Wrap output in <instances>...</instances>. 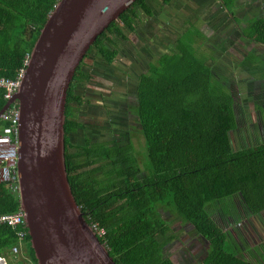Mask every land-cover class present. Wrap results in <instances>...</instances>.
I'll return each instance as SVG.
<instances>
[{
  "label": "trees",
  "instance_id": "trees-1",
  "mask_svg": "<svg viewBox=\"0 0 264 264\" xmlns=\"http://www.w3.org/2000/svg\"><path fill=\"white\" fill-rule=\"evenodd\" d=\"M172 1L161 2L167 5ZM56 3L57 0H0V78L13 79L24 68L25 57ZM138 9L152 17L145 0L132 4L97 37L67 91L64 163L75 203L89 226L104 231L98 240L115 264H174L164 256L165 247L175 237L168 235L162 209L172 211L207 244L204 258L192 264H264L261 254V261L256 263L240 255L229 234L213 220L216 208H220L226 225L239 220L236 198L243 213L259 218L264 213V141L233 150L231 135L237 129L235 85L229 78L217 81L213 72L216 65L208 60L206 64L194 55L192 46L197 37L183 34L173 50L161 54L137 78L136 105L132 107L135 112L128 109L134 113V127L142 137L143 165L138 162L129 136L108 142L84 134L82 144L71 139L88 128L76 118L82 103L77 87L91 80L85 71V60L91 55V60H102L101 67L106 69L120 50L114 41L137 43L142 38L136 35L137 23H142ZM242 35L247 43L235 45V56L245 60L246 48L252 54H263L264 16L251 20ZM237 68L240 75H247V81L258 85L249 74L257 68H247L245 64ZM224 85L230 90H223ZM257 90L260 93L255 94L251 104L263 107V121L264 91ZM4 105L0 89V110ZM7 125L0 122V127ZM17 200L7 184L0 181V216L17 212ZM17 230L0 226V256H8L10 264L14 263L10 250L18 246ZM21 230L25 233L24 260L15 264H36L28 232Z\"/></svg>",
  "mask_w": 264,
  "mask_h": 264
},
{
  "label": "water",
  "instance_id": "water-1",
  "mask_svg": "<svg viewBox=\"0 0 264 264\" xmlns=\"http://www.w3.org/2000/svg\"><path fill=\"white\" fill-rule=\"evenodd\" d=\"M135 2L59 0L39 32L11 101L18 106V202L36 264H115L72 196L63 127L77 67L97 37Z\"/></svg>",
  "mask_w": 264,
  "mask_h": 264
},
{
  "label": "rangeland",
  "instance_id": "rangeland-1",
  "mask_svg": "<svg viewBox=\"0 0 264 264\" xmlns=\"http://www.w3.org/2000/svg\"><path fill=\"white\" fill-rule=\"evenodd\" d=\"M145 1L152 12V17L148 18V16H144L139 9L137 10L142 20V23H137L139 32L136 35H141L142 37H138L137 43L123 40L114 41L115 46L120 48V52H118L117 58L114 59L111 67L105 64L106 69L101 67V65H104L102 60H91V55L85 60V71L91 77V80L85 83L83 87H77L82 107L78 109L76 116L78 123L96 127V129H91L89 127L87 128L88 130L86 129V133L89 136L95 135L99 137L100 140H105L104 138L107 137H118L120 133L121 139L126 137L125 135H127V137L129 136L128 138L131 139L133 147L138 153V162L140 165H143L144 162L142 151L143 141L138 127H136V129L134 127V113L132 120L128 123H123L120 127L118 124L114 125L110 124V122L108 125L101 122L103 112L97 109L96 106L99 105L101 98L107 96H109V99L117 102H124L125 100L126 104V99L124 98L127 97V94L124 89L130 88L131 91L134 92L137 78L148 69L149 64L155 63L161 54L169 53L170 50L174 49L173 43L168 46L166 45L170 41H168L167 37L163 34L166 33V21L168 20V14L164 13V8L166 6H162L161 0ZM206 1L207 2L203 6L201 5V9L198 13L203 27L199 26L195 28L196 34L201 38L195 42L192 48L197 58L201 60L204 59L206 64L208 60L209 64L213 63L216 65L213 72L219 78L217 81L229 78V81L235 85L233 89L235 91L234 114L237 122V129H235L231 135V144L233 150L236 151L240 145L241 147H249L264 141V126H262L264 120L262 121V115L260 113L263 107L260 105H253V107L251 104L253 103L252 100L255 94L257 93L258 96L260 93L257 89H263L264 91V52L263 54H252L251 49L246 48L244 50L245 60H241L237 54L235 56L233 51H235L234 49L236 46L232 41L225 44V38L223 37V43L220 42L219 32L222 30L221 26H223L226 18L230 21L229 16L226 14L227 16L220 19L221 21H219V23L216 22L218 19L213 21L216 16L220 15V10L216 13L214 9V6L218 7V3L216 0ZM221 2L230 15L233 14L235 16L240 13L238 9L236 10V6L234 5L236 2V5L239 6V0H221ZM246 18L247 15L244 16L243 22L241 19H237L238 25L245 24ZM191 20L190 18V22ZM194 23L191 25L193 28L195 24H200L198 22ZM232 26H234V24H232ZM243 29L245 28H240L239 31ZM202 32L205 33L202 35ZM196 34L192 35L196 37ZM234 39L236 40L235 42H238V35H236V37L234 36ZM235 60L237 61L234 62ZM244 64L247 65V68L255 67L258 69L256 72H249L253 79L259 82L258 85L250 83L251 81H247L248 77L246 74H239L237 67L242 68ZM238 80H241L242 83H239ZM223 83H225V81ZM222 89L228 91L230 87L224 85ZM132 101L127 102V108L124 107V104L116 106V103L109 106L107 108L108 112L104 110L108 120L113 119V122H115L116 118L122 115L128 108L131 112H135L132 108ZM104 128L106 129L103 130ZM113 128L115 129L113 130ZM78 132L79 133L72 135L71 139L73 143L82 144L84 134L86 133L84 131ZM121 139L118 138L119 141ZM126 139L127 138L124 140ZM234 203L238 206L237 209L240 215L239 220H231L229 223L230 225H226L224 222L225 219L221 217L222 214H219L220 208L214 210L213 220L223 232L229 234L230 239L235 242L237 250L240 251V255L253 263L261 261L258 254L264 257V213L260 215V218L249 216L246 212H242L238 198L234 200ZM211 210L213 211V209ZM161 215L169 226L168 235L175 237L172 244L165 247L164 256L170 258L174 264H192L200 262L204 258L207 249V244L204 240L195 235L188 226L182 224L180 219L169 209H162ZM22 250L23 247H19L18 254H16L12 260L14 263L24 260L22 259L24 252ZM23 264H29V262L24 261Z\"/></svg>",
  "mask_w": 264,
  "mask_h": 264
},
{
  "label": "crops",
  "instance_id": "crops-1",
  "mask_svg": "<svg viewBox=\"0 0 264 264\" xmlns=\"http://www.w3.org/2000/svg\"><path fill=\"white\" fill-rule=\"evenodd\" d=\"M240 4L239 6L236 5V10L240 13L237 15L229 14L225 10L224 4L221 2V0H216L218 3L217 6H214L215 12L217 13L219 11V16H216L213 21L218 19L216 22L219 23L221 21L220 19L229 16L226 18V21H224L223 26H221L222 30L219 32L221 43H223L222 38H225V44L229 41H232L235 45H243V43H247V39L244 38L242 35V30L239 31L240 28H245L248 26V24L251 22V20H254L256 18H260L264 16V0H239ZM178 2V3H177ZM207 1L206 0H174L171 3H169L164 8V13L168 14V20L166 21V33H163L168 41H170L167 46L171 43L173 45L176 44V41L183 35V34H196V27L202 26L203 23L199 19V11L201 9V5L203 6ZM214 2V1H213ZM212 2V3H213ZM214 5V3H213ZM244 7V8H243ZM227 14V15H226ZM247 15L246 23L242 25H238L237 19H241L243 22L244 16ZM190 18L192 19L190 22ZM196 22L200 23L199 25L195 24ZM195 24V27L193 28L191 25ZM234 24V26H232ZM209 26V25H208ZM241 26V27H239ZM234 27V28H232ZM206 28V27H205ZM232 28V29H231ZM205 32H202V35ZM197 35V34H196ZM238 35V42H235L234 36L236 37ZM195 39L196 42L201 37L196 36ZM230 45V44H229ZM240 47V46H239ZM170 50V49H169ZM15 264V263H13Z\"/></svg>",
  "mask_w": 264,
  "mask_h": 264
},
{
  "label": "built area",
  "instance_id": "built-area-1",
  "mask_svg": "<svg viewBox=\"0 0 264 264\" xmlns=\"http://www.w3.org/2000/svg\"><path fill=\"white\" fill-rule=\"evenodd\" d=\"M27 62V61H26ZM26 62L24 64H26ZM24 69H20L18 75L14 79L0 78V89L4 90L3 98L8 101L19 87ZM0 120L8 122L9 125L2 129L0 133V181L7 184L11 194L19 195L17 161H18V113L15 107H11L3 112ZM24 213L21 209L11 215L0 216V226H6L16 231L17 243L21 245L25 240V233L21 229H25ZM98 238L104 236V231L96 227H91ZM18 252V247L11 249L14 256ZM0 264H10L4 257H0Z\"/></svg>",
  "mask_w": 264,
  "mask_h": 264
},
{
  "label": "flooded vegetation",
  "instance_id": "flooded-vegetation-1",
  "mask_svg": "<svg viewBox=\"0 0 264 264\" xmlns=\"http://www.w3.org/2000/svg\"><path fill=\"white\" fill-rule=\"evenodd\" d=\"M108 37L109 38H111L110 37V35H108ZM105 44H106V46H108V43L107 42H105ZM94 49H91V53H93L94 51H93ZM113 50V48H111L110 47V51H112ZM119 52H120V50H119ZM88 54V53H87ZM117 55H118V53H117ZM117 55H116V57L115 58H117ZM114 58V59H115ZM114 61V60H113ZM112 64H113V62L110 64V67L112 66ZM124 91L126 92V94H127V97H125L124 99H126V104H127V102H130V101H132L131 102V104L134 106V105H136V98H135V92H133V91H131V89L130 88H127V89H124ZM116 103V106L117 105H119V106H121L122 104H124V107L125 108H127V105L125 104V100H124V102L123 101H115V100H111V99H109V96H107V97H104V98H101L100 99V102H99V105H97L96 106V108L97 109H100V110H102V112H103V118L101 119V122L102 123H105V124H108L109 125V122H110V124H118L119 125V127H120V125H122L123 123H128L129 121H131L132 120V118H133V115L131 114V112H129V109H126L125 110V112H123L122 113V115H120L119 117H117L116 118V120H115V122H113V119H109L108 120V117H107V115H106V113H105V111L106 112H108V107L109 106H112L113 104H115ZM82 106L81 105H79V107H78V109L79 108H81ZM105 110V111H104ZM124 111V110H123ZM78 112V111H77ZM77 112H76V114H77ZM105 114V115H104ZM129 114V115H128ZM132 117H131V116ZM103 125V124H102ZM89 128H91V129H96V127H92L91 125L90 126H88ZM117 127V126H116ZM115 127V128H116ZM115 128H113V130L115 129ZM106 128H104L103 130H105ZM88 130V129H87ZM87 130H85L84 132L86 133L87 132ZM87 134V133H86ZM125 136H127V135H125ZM118 138H120L121 139V133L119 134V136L117 137V136H114V137H107V138H104L105 139V141H117L118 140Z\"/></svg>",
  "mask_w": 264,
  "mask_h": 264
},
{
  "label": "clouds",
  "instance_id": "clouds-1",
  "mask_svg": "<svg viewBox=\"0 0 264 264\" xmlns=\"http://www.w3.org/2000/svg\"><path fill=\"white\" fill-rule=\"evenodd\" d=\"M58 1H59V0H57V3H58ZM136 1H137V0H136ZM161 1H162V0H161ZM173 1H174V0H173ZM57 3H56V4H57ZM161 3H162V2H161ZM167 5H168V4H167ZM167 5H162V6L165 7V6H167ZM55 6H56V5H55ZM55 6H54V7H55ZM53 9H54V8H53ZM52 11H53V10H52ZM52 11L50 12V14L52 13ZM50 14H49V15H50ZM49 15H48V16H49ZM47 18H48V17H47ZM46 20H47V19H46ZM90 48H91V47H90ZM88 51H89V50H88ZM86 54H87V53H86ZM28 60H29V56L25 57V61H24V63H25L26 61H27V62H26V64H24V68H23V69H24V72H23V75H24V73H25V69H26V67H27ZM82 61H83V60H82ZM81 63H82V62H81ZM81 63H80V64H81ZM84 63H85V62H84ZM18 73H19V72H18ZM17 75H18V74H17ZM23 75H22V77H23ZM15 77H16V76H15ZM15 77H14V78H15ZM14 78H13V79H14ZM5 79H6V78H5ZM21 79H22V78H21ZM72 79H73V78H72ZM20 82H21V80H20ZM20 82H19V83H20ZM84 84H85V83H84ZM84 84H83V85H84ZM83 85H82V86H79V87L81 88V87H83ZM19 86H20V84H19ZM18 89H19V87H18ZM18 89H17L16 92L12 95V98H11L10 100L6 101V100L3 98L4 101H5V104L8 103V102H11V101H12V99H13V97L15 96V94L17 93ZM68 89H69V88H68ZM2 90H3V89H2ZM3 94H4V90H3ZM11 107H15L16 110H17V113H18V106H17V102H16V101H15V102H11L10 105H9V106H8L3 112L7 111V110L10 109ZM3 112H2V113H3ZM2 113H1V114H2ZM1 114H0V116H1ZM0 122L5 123V122H3V121H1V120H0ZM8 125H9V123H8ZM8 125H7V126H8ZM7 126H6V127H7ZM3 128H5V127H0V133H1V131H2ZM18 128H19V121H18ZM18 128H17V131H18V144H19V129H18ZM18 150H19V146H18L17 151H18ZM18 159H19V157H18ZM17 163H18V161H17ZM16 169H17V168H16ZM17 176H18V174H17ZM18 186H19V185H18ZM16 197H17L18 200H19V195L16 196ZM18 203H19V202H18ZM19 209H20V207H19ZM19 209H18V210H19ZM22 212H23V210H22ZM23 213H24V212H23ZM24 216H25V214H24ZM24 222H25V217H24ZM90 227H92V226H90ZM25 229H26V223H25ZM91 229H92V228H91ZM26 230H27V229H26ZM94 234H95V233H94ZM95 235H96V234H95ZM96 237H97V235H96ZM97 238H98V237H97ZM17 247H18V251H19V247H23V245L21 244V245H18ZM10 253H11V250H10ZM17 254H18V252H17ZM11 255H12V254H11ZM12 256H13V255H12ZM15 256H16V255H14L13 257H15ZM0 257H3V256H0ZM4 258H5V257H4ZM6 260H7L8 263H9L10 260H8L7 258H6Z\"/></svg>",
  "mask_w": 264,
  "mask_h": 264
},
{
  "label": "bare ground",
  "instance_id": "bare-ground-1",
  "mask_svg": "<svg viewBox=\"0 0 264 264\" xmlns=\"http://www.w3.org/2000/svg\"><path fill=\"white\" fill-rule=\"evenodd\" d=\"M17 201H18V200H17ZM9 256H10V255H9ZM7 257H8V256H7ZM7 257H6V258H7ZM7 259H8V258H7ZM15 259H16V258H15ZM10 263H11V262H10Z\"/></svg>",
  "mask_w": 264,
  "mask_h": 264
}]
</instances>
